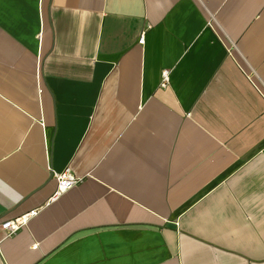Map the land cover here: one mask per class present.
I'll return each mask as SVG.
<instances>
[{"label": "crops", "instance_id": "0c3cea01", "mask_svg": "<svg viewBox=\"0 0 264 264\" xmlns=\"http://www.w3.org/2000/svg\"><path fill=\"white\" fill-rule=\"evenodd\" d=\"M32 210L0 264H264V0H0V223Z\"/></svg>", "mask_w": 264, "mask_h": 264}, {"label": "built area", "instance_id": "2783aa9c", "mask_svg": "<svg viewBox=\"0 0 264 264\" xmlns=\"http://www.w3.org/2000/svg\"><path fill=\"white\" fill-rule=\"evenodd\" d=\"M143 42L144 36L141 35L138 40V43L142 44ZM166 81H168V72L163 71L162 84H165ZM53 176L56 180L57 185L56 191L53 194V198L59 196L61 193L72 188L81 181V178L74 176L69 169H65L64 171L59 173H54ZM35 213L36 210H32L14 219H7L2 221L0 223V228L3 231L4 237H8L15 234L21 227H23L27 223L31 216L35 215ZM33 247H37V244H34Z\"/></svg>", "mask_w": 264, "mask_h": 264}]
</instances>
